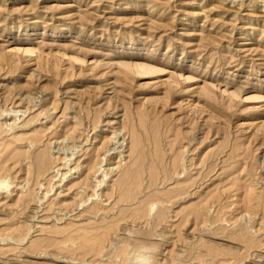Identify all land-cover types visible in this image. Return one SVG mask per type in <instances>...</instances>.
<instances>
[{
	"label": "rangeland",
	"instance_id": "1",
	"mask_svg": "<svg viewBox=\"0 0 264 264\" xmlns=\"http://www.w3.org/2000/svg\"><path fill=\"white\" fill-rule=\"evenodd\" d=\"M262 124L264 0H0V264H264Z\"/></svg>",
	"mask_w": 264,
	"mask_h": 264
},
{
	"label": "bare ground",
	"instance_id": "2",
	"mask_svg": "<svg viewBox=\"0 0 264 264\" xmlns=\"http://www.w3.org/2000/svg\"><path fill=\"white\" fill-rule=\"evenodd\" d=\"M152 7H153V6H152ZM160 11H161V10H160ZM153 15H154V14H153ZM197 18H198V16H197ZM188 21H189V20H188ZM194 22H195V21H194ZM142 45H143V44H142ZM140 46H141V45H140ZM141 47H142V46H141ZM23 51H24V53H27V54H33V53H34L33 51H30V50H23ZM130 61H131V60H130ZM122 63H123V62H122ZM120 65L124 68V70L126 69V70L129 71V72L131 71L132 73L135 74V76L137 75V76H140V77H149L150 75L158 74L159 71H160V70H156L157 67H155V66H154L155 68H153V67H151V66H149V65L142 64V63H136V62H134V63H131V62H125V63H123V64L120 63ZM123 68H121V71H122ZM126 70H125V72H127ZM119 71H120V68H119ZM120 73H122V72H120ZM127 73H128V72H127ZM132 73H131V74L129 73L130 76L132 75ZM161 73H162V72H161ZM134 74H133V76H134ZM159 75H160V74H159ZM123 76H124V75H123ZM123 76H122V77H123ZM130 76H129V77H130ZM116 77H117V75H116ZM116 77H115V78H116ZM125 77H126V76H125ZM125 77H124V79H125ZM130 78H131V77H130ZM179 78H180V77H179ZM182 78H184L183 75H182ZM116 79H117V78H116ZM121 79H122V78H121ZM124 79H123V81H125ZM171 79H172V78H171ZM175 79H176V78H175ZM175 79L173 78V82L176 81ZM126 80H127V79H126ZM131 80H132V79H131ZM174 80H175V81H174ZM184 80H185V79H184ZM178 81H179V80H178ZM189 81H191L190 78H189ZM127 82H128V81H127ZM129 82H133V81H130V80H129ZM129 82H128V83H129ZM170 82H172V81H170ZM187 82H188V81H187ZM123 83H124V82H123ZM123 83H122V84H123ZM125 83H126V82H125ZM177 83H179V82H177ZM177 83L175 82V84H177ZM185 83H186V81H185ZM171 84H173V83H170V85H171ZM120 85H121V84H120ZM127 85H128V84H127ZM129 85H130V84H129ZM177 85H178V84H177ZM161 86H162V85H161ZM167 86H169V82H168V81H167ZM167 86H166V87H167ZM126 87H127V86H126ZM130 87H131V86H130ZM166 87H165V89H166ZM169 87H170V86H169ZM171 87H172V86H171ZM177 87H178V86H177ZM177 87H175V89H176ZM189 87H190V86H189ZM202 88H203V87H202ZM227 88H228V87H227ZM102 89H103V88H102ZM129 89L131 90V88H129ZM129 89H126V90H129ZM165 89H163V90H165ZM175 89H174V90H175ZM239 89H240V88H239ZM116 90H117V89H115V90L113 91V88H112V92H113V93H115ZM119 90H120V89H119ZM124 90H125V87H124ZM170 90H171V88H170ZM170 90H169V92L171 93L172 90H171V91H170ZM180 90H181V89H180ZM180 90H179V92H180ZM210 90H211V89H210ZM242 90H243V89H242ZM101 91H102V90H101ZM167 91H168V89H167ZM119 92H120V91H119ZM119 92L117 91V93H119ZM161 92H162V91H161ZM169 92H168V93H169ZM242 92H243V91H242ZM162 93H164V92H162ZM170 93H169V94H170ZM199 93H200V91H199ZM226 93H228V92L226 91ZM237 93H238V92H237ZM239 93H240V92H239ZM239 93H238V94H239ZM115 94H116V93H115ZM122 94H123V93H121L120 95L122 96ZM124 94H125V93H124ZM130 94H131V93H130ZM172 94H173V93H172ZM172 94H171V95H172ZM112 95H113V94H112ZM112 95H111V96H112ZM116 95H117V94H116ZM162 95H163V94H162ZM173 95H174V94H173ZM202 95H203V94H202ZM210 95H211V94H210ZM231 95H232V93H231ZM236 95H237V94L233 92V96L236 97ZM106 96H107V95H106ZM113 96H114V95H113ZM117 96H118V95H117ZM124 96H125V99H124V100H126V98H128V97H126V95H124ZM167 96H168V95H167ZM167 96H166V94H165V99H167ZM200 96H201V95H200ZM200 96H199V97H200ZM212 96H213V93H212ZM239 96H240V94H239ZM239 96H237V97H239ZM114 97H115V96H114ZM130 97H131V95H130ZM172 97H173V96H171V99H174V98H172ZM197 97H198V96H197ZM204 97H205V95H204ZM109 98H110V97H109ZM115 98H116V97H115ZM168 98H170V97L168 96ZM201 98H202V97H201ZM113 99H114V98H113ZM211 99H212V97H211ZM255 99H256V98H254L253 96H251V97L249 96V100H255ZM106 100H107V99H106ZM120 100H121V99H120ZM124 100H123V102L125 103ZM128 100H129V98H128ZM128 100H127L126 102H128ZM202 100H204V98H202ZM202 100H201V101H202ZM103 101H104V100H103ZM172 101H173V100H172ZM106 102H107V101H106ZM118 102L120 103L119 100H118ZM132 102H133V101H132ZM132 102H131V103H132ZM147 102H148V99H147ZM164 102H165V101H164ZM205 102H207V101L205 100ZM209 102H210V101H209ZM128 103H129V102H128ZM128 103H127V104H128ZM131 103H130V104H131ZM150 103H152V102H150ZM171 103H172V102H171ZM197 103H198V101H197ZM197 103H196V105L199 106V104H197ZM108 104H109V103H108ZM122 104H123V103H122ZM130 104H129V105H130ZM155 104L157 105V104H158V101H157ZM124 105H125V104H124ZM140 105H141V104H140ZM145 105L147 106V108L150 107V106L148 107L149 102H148V104H145ZM160 105L163 106L162 103H161ZM167 105H168V104H167ZM194 105H195V104H194ZM194 105L192 104L193 107H194ZM204 105H205V104H204ZM111 106H112V103H111ZM151 106H152V104H151ZM158 106H159V105H158ZM158 106H157L156 108H158ZM201 106H202V105H201ZM119 107H120V105H119ZM138 107H140V106H138ZM154 107H155V105H154ZM159 107H160V106H159ZM169 107H170V106H169ZM108 108H110V106H108ZM112 108H114V107H112ZM131 108H132V107H131ZM151 108H152V107H151ZM160 108H161V107H160ZM194 108H196V107H194ZM164 109H165V108H164ZM164 109H163V110H164ZM207 109H208V107H207ZM120 110H121V109H120ZM131 110H132V109H131ZM142 110H144V109H142ZM148 110H149V112H150V109H148ZM148 110H147V111H148ZM198 110H199V109H198ZM200 110H201V109H200ZM203 110H204V109H203ZM137 111H139V108H136V112H137ZM153 111H154V108H153ZM155 111H156V110H155ZM159 111H160V110H159ZM210 111H211V110H210ZM117 112H118V111H117ZM132 112H133V111H132ZM132 112H130V114H128V113L126 112L125 117H124L125 120L121 123V125H120L121 129H120V130H122V129H124V130L126 129V130H127V129H129V128H128V127H129L128 125H129V124H133L132 120L135 121V118H134V119L132 118V117H134L133 115L131 116ZM198 112H199V111H198ZM201 112H202V111H201ZM201 112H200V113H201ZM204 112H205V111H204ZM208 112H209V111H208ZM103 113H104V112H103ZM120 113H121V112H120ZM123 113H124V112H123ZM133 113H134V112H133ZM139 113H140V112H139ZM146 113H147V112H146ZM150 113H151V112H150ZM152 113H153V112H152ZM152 113H151V114H152ZM203 114H204V113H203ZM206 114H207V112H206ZM211 114H212V113H211ZM116 115H117V113H116ZM118 115H119V114H118ZM154 115H155V114H154ZM156 115H157V113H156ZM159 115H160V114H159ZM201 115H202V114H201ZM209 115H210V114H209ZM209 115H207L206 118H208ZM123 116H124V115H123ZM139 116H141V115H139ZM152 116H153V114H152ZM212 116H213V115H212ZM135 117H136V116H135ZM141 117H142V116H141ZM149 117H150V114H149V116H148V113H147V117H146V118L149 119ZM214 117H215V116H214ZM102 118H103V116H102ZM120 118H122V117H120ZM120 118H119V119H120ZM150 118H153V117H150ZM137 119H138V115H137ZM214 119L216 120L217 118H214ZM150 120H151V119H150ZM161 120H162V119H160V121H161ZM212 120H213V118H212ZM98 121H99V120H98ZM119 121H120V120H119ZM213 121H214V120H213ZM135 122H137V121H135ZM135 122H134V124H135ZM138 122H142V121L140 120V121H138ZM145 123H146V122H145ZM211 123H212V121H211ZM95 124H96V123H95ZM97 124H98V123H97ZM97 124H96V126H97ZM100 124H101V123H100ZM108 124H109V123H108ZM112 124H113V123H112ZM112 124H110V125H112ZM115 124H117V122H115ZM134 124L131 126L132 129L130 128V130H131L130 133H131V132L133 133V132L136 130V125H135V127H134ZM147 124H148V123H147ZM150 124H151V123H150ZM155 124H156V123H155V120H154V124H151V125H155ZM208 124H209V123H208ZM208 124H207L206 126H209ZM110 125H109V126H110ZM113 125H114V124H113ZM142 125H143V124H142ZM151 125H149V126H151ZM204 125H205V124H204ZM263 125H264V124H262V126H263ZM94 126H95V125H94ZM107 126H108V125H107ZM118 126H119V124H118ZM139 126H140V125H139ZM202 126H203V123H202ZM80 127H81V125L77 126V127L74 129V133H73L72 136H71V137H72L73 139H75V140H76L77 138H79L78 136H75V135H76L77 131L80 130ZM110 127H111V126H110ZM114 127H116V126H114ZM202 128H203V127H202ZM208 128H209V127H208ZM261 128H262V127H261ZM263 128H264V127H263ZM165 129H166V128H165ZM165 129H164V131H165ZM204 129H205V128H203V131H204ZM147 130H148V128H147ZM152 130H153V127H152ZM168 130H169V129H168ZM140 131H141V133H142V130H140ZM153 131H155V134L157 133L156 130H153ZM161 131H162V130H161ZM164 131H163V132H164ZM166 131H167V130H166ZM205 131H206V130H205ZM79 132H80V131H79ZM150 132H151V131H150ZM158 132H159V131H158ZM128 133H129V132H128ZM132 133H131V134H132ZM151 133H153V132H151ZM165 133H166V132H165ZM176 133H177V132H176ZM191 133H193V131H191ZM77 134H78V133H77ZM117 134H118V133H117ZM180 134H181V133H180ZM184 134H185V133H184ZM187 134H188V133H187ZM187 134H185V135H187ZM79 135H80V134H79ZM134 135H135V134H134ZM152 135H153V134H152ZM163 135H164V133H163ZM182 135H183V134H181V136H182ZM191 135H193V134H191ZM128 136H129V135H128ZM130 136H131V135H130ZM188 136H189V134H188ZM136 137H137V136H136ZM156 137H158V134H156ZM159 137H161V136H159ZM183 137H184V136H183ZM80 138H81V136H80ZM154 138H155V136H154ZM165 138H168V134H167V137L165 136ZM141 139H142V138H141ZM155 139H156V141L159 140V143H161L160 138H159L158 140H157V138H155ZM155 139H154V140H155ZM176 139H177V138H176ZM133 140H134V139H133ZM182 140H183V138H182ZM188 140H189V139H188ZM190 140H191V139H190ZM190 140H189V141H190ZM141 141H142V140H141ZM174 141H175V140H174ZM174 141H173V142H174ZM111 142H112V141H111ZM142 142H143V141H142ZM101 143H102V142H101ZM181 143H183V141H182ZM184 143H185V142H184ZM102 144H103L102 147L99 148V149L96 151L97 163H98V161H99V158H100V154H101V152L104 153V152H107V151H108V150H107V149H108V147H107V142H105V143L103 142ZM153 144H154V141H153ZM174 144H175V143H174ZM174 144H173V146H174ZM185 144H187V143H185ZM189 144H190V143H189ZM189 144H187V145H189ZM144 145H145V144H144ZM176 145H177V144H176ZM180 145H181V144H180ZM182 145H183V144H182ZM182 145H181V146H182ZM145 146H146V145H145ZM144 148H145V147H144ZM145 149H146V148H145ZM156 149H157V147L155 148V150H156ZM185 149H186V148H185ZM155 150H154V151H155ZM180 151H183V150H180ZM183 152H184V151H183ZM183 152H182V153H183ZM144 153H145V152H144ZM154 153H155V152H154ZM180 154H181V153H180ZM183 154H184V153H183ZM41 155H42V154H41ZM43 155H44V154H43ZM105 155H106V154H105ZM147 155H148V154H147ZM160 155H162V154L160 153ZM150 156H151V155H150ZM143 157H144V156H143ZM143 157H142V158H143ZM145 157H147V156H145ZM142 158H141V159H142ZM175 158H176V157H175ZM65 159H66V157H65ZM143 159H144V158H143ZM170 159H171V158H170ZM66 160H67V159H66ZM179 160H180V158H179ZM192 160H194V159H192ZM69 161H70V160H69ZM146 161H147V160H146ZM90 162H91V160H90ZM154 162H155V161H154ZM169 162H170V161H169ZM44 163H45V162H44ZM92 163H93V162H92ZM155 164H156V162H155ZM178 164H179V163H178ZM180 164H182V163H180ZM170 165H171V163H170ZM182 165H183V164H182ZM77 166H78V165H77ZM183 166H184V165H183ZM158 167H159V165H158ZM178 167H180V166H178ZM78 169L80 170V167H77V170H78ZM177 169H178V168H177ZM89 170H90V169H89ZM87 171H88V170H87ZM90 171H91V170H90ZM164 171H165V170H164ZM178 171H179V170H178ZM166 172H167V171H166ZM166 172H165V173H166ZM168 173L172 174L171 171L168 172ZM175 174H176V173H175ZM87 175H88V174H87ZM160 175H161V174H160ZM90 176H91V174H90ZM85 177H86V175L84 176V178H85ZM172 177H173V176H172ZM86 178H87V177H86ZM166 178H167V177H166ZM168 178H169V177H168ZM84 181H85V180H84ZM75 185H76V184H75ZM77 186H78V189H83V188H84V191H85V192H83L82 195H81V196H82L81 198L83 199L84 195H86V189H87L90 185H89V183L86 184V183H84V182L82 181V182L78 183ZM59 203H60V202H59ZM207 204H208V203H207ZM199 214H200V212H199Z\"/></svg>",
	"mask_w": 264,
	"mask_h": 264
}]
</instances>
